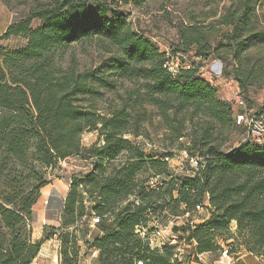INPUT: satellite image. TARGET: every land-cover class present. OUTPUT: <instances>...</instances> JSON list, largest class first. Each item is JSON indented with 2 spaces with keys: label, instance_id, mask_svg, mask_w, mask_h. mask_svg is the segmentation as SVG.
Wrapping results in <instances>:
<instances>
[{
  "label": "trees",
  "instance_id": "1",
  "mask_svg": "<svg viewBox=\"0 0 264 264\" xmlns=\"http://www.w3.org/2000/svg\"><path fill=\"white\" fill-rule=\"evenodd\" d=\"M115 1L134 7L148 0H35L25 17L0 34L28 41L14 51L0 47V264H30L36 257L47 238L34 241L31 235L40 188L49 183L42 169L78 154L94 157L95 166L70 178L58 228L96 215L91 246L99 250L100 264H186L175 258L174 245L151 248L134 229L164 213L189 215L204 203L210 211L204 221L192 223L190 216L184 226L170 225L178 237L185 231L197 253H209L220 251L218 240L240 236V245L264 258V144L249 133L237 145L230 142L232 131L244 126L234 123L232 103L199 75L201 63L213 57L244 97L250 88H264V9L255 0H231L209 24L191 17L180 22L178 45L194 49L195 60L172 77L165 52L112 8ZM34 19L40 24L31 28ZM216 25L225 31L212 33ZM90 41L110 53L104 63L82 69L72 59L64 62L68 47ZM116 81L129 85L120 93ZM107 92L116 103L103 110L95 101ZM259 109L264 118V104ZM153 115L170 141L185 139L180 150L200 157L202 167L180 175L166 160L173 152L146 153L135 138L148 136ZM93 130L103 144L85 146L82 134ZM148 169L165 177L162 188L144 187L140 173ZM67 236L65 230L63 245ZM71 245L61 264L77 261L75 237Z\"/></svg>",
  "mask_w": 264,
  "mask_h": 264
},
{
  "label": "rangeland",
  "instance_id": "2",
  "mask_svg": "<svg viewBox=\"0 0 264 264\" xmlns=\"http://www.w3.org/2000/svg\"><path fill=\"white\" fill-rule=\"evenodd\" d=\"M34 1L35 0H0V34L5 31L9 23H13L25 17ZM107 1L110 2L111 0ZM230 1L231 0H148L142 6L134 7L129 3L115 1L111 3V6L112 8L120 10L126 16L128 22L131 23L132 28L147 38H151L162 52L167 50L168 52L173 53L172 51L178 50L180 52L178 53L180 55V60L188 62V60H195L196 51L192 48H188V50L184 51V49L178 45L177 25L182 21L188 22V18L190 17L202 24H209V22L215 21L218 16L224 12L225 7ZM255 2L260 11L264 9V0H255ZM39 24L40 21L34 19L30 26L31 28H36ZM225 29L226 27L216 25L212 33H218L217 35H219L225 31ZM27 42L28 41L24 36L10 35L8 37L0 38V47L2 46L6 51H14L25 47ZM109 54V52H105L101 48L97 41H90L75 43L68 47L63 55L64 62L72 59L77 62L80 68L86 69L104 63ZM201 66L203 67V70L217 75L216 78L211 77L209 81H212L218 94L223 95L222 88L224 87V83L220 80L228 79L230 77L223 76L221 71L223 67L221 60L210 57L209 60L202 62ZM219 72H221V74ZM102 74L105 78H111L107 71L102 72ZM215 79H218L220 82L215 81ZM115 83L120 93L123 92L125 86L129 85L126 81L123 85H121L119 81H116ZM238 89L240 90L239 85ZM232 90L233 89H231V91ZM232 93L233 92L230 93V102L234 98ZM244 95L247 109L256 110L257 107L264 104V88H259L257 86L256 88H250L249 92ZM115 103L116 98L112 92L104 93L103 96L97 97L95 101L96 106L103 110ZM146 127L148 136H138L135 138V141H139L143 145L146 153L153 155L158 152L171 151L173 153H179L181 151L180 146L185 143V139L181 138L177 141H170L168 139V132L163 127V124L157 115H153L151 121ZM248 136L249 134L247 130L244 127H239L232 131L229 140L234 145H237L242 142V140L247 139ZM127 137L132 138L131 136ZM249 137H251V135ZM81 143L85 146H90L93 143L100 145L103 144L102 136L97 130L85 131L82 134ZM95 160L94 157H88L86 154L85 156L84 154H78L69 156L64 160L57 162L52 167L42 169L46 179L49 180V183L40 188L41 194L38 202L35 204L32 215L33 221L31 222V235L34 241L40 240L45 236H47V238L42 240L39 249L40 251L36 254V257L30 264H61L65 257L64 250L67 249L69 256H71L74 250L71 245L72 237L76 238L77 246V261L72 264H100L97 259L99 250L91 246L96 231L94 223L96 215H83L75 225H71L65 229L61 227L58 228L60 225L58 219L60 214L59 208L62 205V194L66 190L67 183H70L69 181L71 177H79L93 170ZM115 163H118V160ZM170 164L172 167L171 170L177 169L178 161H171ZM184 164L185 167H188L187 162H184ZM186 173L189 174L188 171H183L180 172V175ZM154 174V169H148L147 171H141L140 177L147 179ZM89 200L90 198L85 195L84 203L89 204ZM169 207L177 209L173 207V204H170ZM203 213L204 212L198 213L195 210L194 212H190L189 215H182L177 212L175 217L171 215L168 216L167 213H164V215L160 216L159 221L165 225L170 224L169 222H171L170 225L176 224L177 226H184V224L190 220V216L191 218L196 216L200 217ZM194 223L198 224L200 222L196 221ZM50 225H54L55 227H51ZM230 227L231 230L234 231L235 223L232 222ZM169 229L178 235L171 226ZM65 230L68 231V236L66 244L63 245L61 242V236ZM179 235L181 237L177 238V244L181 246L182 249L185 246L184 254L190 259V255H186V252L191 251V249L186 246L189 244L188 235L185 231L183 234L179 233ZM241 241L240 236L231 237L228 242L225 243L218 240L220 245H226L229 247V250L230 248L233 250L231 255L232 262L234 261L233 259L235 256L247 251L244 245H240ZM219 253L220 251L218 252V250H215V252L206 253L205 257L209 263L213 264L219 256ZM262 259L264 258L262 257Z\"/></svg>",
  "mask_w": 264,
  "mask_h": 264
},
{
  "label": "built area",
  "instance_id": "3",
  "mask_svg": "<svg viewBox=\"0 0 264 264\" xmlns=\"http://www.w3.org/2000/svg\"><path fill=\"white\" fill-rule=\"evenodd\" d=\"M164 67H167L170 75L175 77L181 68L189 67V64L185 61L180 60L179 54H173L165 50V63ZM221 74V72H219ZM219 74V75H220ZM199 75L209 81L211 77L216 78L217 75L210 73L209 71L203 70L201 66L199 69ZM216 80V79H215ZM212 83V81H209ZM234 98L231 100L232 107L234 110V123L236 125L244 126L247 128L248 133L251 135L252 140L257 144H264V118L259 117L256 113L260 112L259 110H251L246 108L245 98L240 94L239 89H234L233 91ZM235 107V108H234ZM237 107V109H236ZM171 167V161H178L177 169H172L174 173H180L183 171H197L198 168L203 166L202 160L200 157L189 156L185 150L180 151L179 153H172L171 156L166 158ZM184 162H187L188 167H185ZM165 178L160 174H154L148 177L144 182V187L147 189H159L164 185ZM131 199L135 204H139V200L135 196H131ZM195 210L199 212H204V216L194 217L192 223L196 220L198 222L204 221L210 216L209 205L208 203L199 204L196 206ZM99 218L95 217L94 223L98 222ZM171 224V222H170ZM170 224H163L158 219H151L147 224L137 225L134 229V232L141 238L149 247L156 248L164 244H172L175 246V258L178 260L186 259L187 264H211L205 257V252L197 253L195 250H192L191 247L186 245L191 249L190 252H186V255H190V259L185 256V246L182 249L181 246L177 244L178 235L170 231ZM192 243V242H189ZM232 252L229 250V247L221 244V249L219 256L213 264H232L231 260ZM138 264H143L139 262Z\"/></svg>",
  "mask_w": 264,
  "mask_h": 264
},
{
  "label": "crops",
  "instance_id": "4",
  "mask_svg": "<svg viewBox=\"0 0 264 264\" xmlns=\"http://www.w3.org/2000/svg\"><path fill=\"white\" fill-rule=\"evenodd\" d=\"M215 81H218V82L222 81L224 83L223 84L224 87L222 88L223 95H219L218 92H217V90H216L217 95L220 98H222V99L230 100V96H231L230 93L233 92L234 89H238V83H237V81L234 80V79H232L231 77L228 78V79L220 80V81L218 79H216ZM232 85H233L234 88L232 87ZM231 89H233V90L231 91ZM68 186H69V184L67 183L66 188H65L66 190L62 194V200L64 199V196H65L66 192L68 191ZM45 199H46V197H45ZM59 210L61 212L62 205L60 206ZM204 215L205 214L203 213L202 216H204ZM196 221H198V220H196ZM189 246L191 247L192 250H195V248H196L195 242L189 243ZM233 260L234 261L232 262V264H253V263H255V264H260V263L264 264V259H262L261 256L259 257V256L255 255L254 253L249 252V251H245V253L239 254V255L235 256Z\"/></svg>",
  "mask_w": 264,
  "mask_h": 264
}]
</instances>
